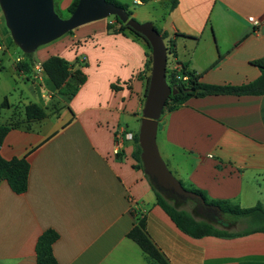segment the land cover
Here are the masks:
<instances>
[{"label": "crops", "instance_id": "0c3cea01", "mask_svg": "<svg viewBox=\"0 0 264 264\" xmlns=\"http://www.w3.org/2000/svg\"><path fill=\"white\" fill-rule=\"evenodd\" d=\"M53 1L63 11L72 2ZM116 1L172 40L176 60L203 82L240 85L260 75L251 61L264 57V0ZM248 16L262 19L257 34ZM113 20H91L38 45L29 52V73L17 66L24 54L9 52L11 34L0 35V96L6 100L0 124H13L0 154L25 157L30 166L26 191L0 183V264H35L37 238L47 229L58 233L52 249L59 264H158L127 237L141 217L169 264H264V232L199 238L181 232L134 166L133 141L124 140L114 153L117 134L137 133L149 52L129 29L110 32ZM51 56L82 72L85 80L73 95L54 88L45 74L32 81L35 61ZM17 77L24 81L13 103ZM29 103L46 116L26 120ZM156 141L183 184L243 207L264 205V94L191 97L161 114Z\"/></svg>", "mask_w": 264, "mask_h": 264}, {"label": "trees", "instance_id": "16d2710c", "mask_svg": "<svg viewBox=\"0 0 264 264\" xmlns=\"http://www.w3.org/2000/svg\"><path fill=\"white\" fill-rule=\"evenodd\" d=\"M107 1L122 7L126 11L127 15L132 17V11L127 4L120 3L116 0ZM139 1L144 3L149 0ZM77 2L78 0H72L69 4L67 8L69 13L74 10ZM173 4H175V0H173ZM113 19V21L107 24V29L110 32H123L125 29H129L136 35L143 38L142 35L131 30L125 23L121 22L116 15H113ZM161 35L164 39L169 59L172 58L179 64L178 70H172L168 67L166 68V81L173 91L166 99L161 114L182 106L191 97L218 94H264V57L251 61V63L257 66L260 70V75L252 81L240 85L207 84L201 80L199 73L189 69L187 64L176 60L172 40L166 39L164 34ZM149 51L148 71L151 67L150 47ZM23 54L26 58L23 62H18L17 66L19 69L22 68L25 72H29L31 66V53L24 52ZM72 65L73 64L59 56H51L42 63L44 74L47 76L54 88L60 90L72 82L75 84L71 95L74 94L77 86L85 80L82 72L78 68L74 70L71 69ZM148 79L149 74L146 77L145 92L148 85ZM4 102H6V100H3V103ZM24 116L26 120H40L46 116V112L38 104L29 103L24 106ZM11 127H13V124H0V147ZM131 156L135 161L134 166L143 172L137 133H134L133 136V150L131 152ZM29 167V162L25 157L5 159L0 154V183L1 181H6L11 190L15 193H22L26 191ZM145 176L154 192L156 204L169 217L177 229L191 237L199 238L210 235L224 237L246 235L253 232H264V205L260 202L256 203L254 206L242 207L235 204L230 199L211 198L205 191L196 188L191 184L185 185L181 182L186 189L200 194L205 201L203 205L198 207V210L195 204L196 211H200L202 213L200 217H197L187 209L178 208L176 204L181 200L171 201V198H167L156 190L150 182L148 176L146 174ZM243 219L248 220V222L253 225H245L239 230L228 229L229 225H233L238 221H244ZM127 237L132 239L140 247L148 259L158 264H169L165 256L148 236L145 230V220L143 217L139 218L137 223L128 231ZM57 238L58 233L53 229H47L39 235L35 244V264H59L52 249V245Z\"/></svg>", "mask_w": 264, "mask_h": 264}, {"label": "water", "instance_id": "95a60500", "mask_svg": "<svg viewBox=\"0 0 264 264\" xmlns=\"http://www.w3.org/2000/svg\"><path fill=\"white\" fill-rule=\"evenodd\" d=\"M6 24L14 42L25 52L49 42L85 22L116 15L146 40L151 50V67L138 135L143 172L154 188L174 201L192 200L197 210L203 197L186 189L163 160L156 141L158 120L166 99L173 91L166 81L167 48L161 33L151 21L140 22L107 0H78L74 10L59 17L53 0H0Z\"/></svg>", "mask_w": 264, "mask_h": 264}, {"label": "rangeland", "instance_id": "374dc122", "mask_svg": "<svg viewBox=\"0 0 264 264\" xmlns=\"http://www.w3.org/2000/svg\"><path fill=\"white\" fill-rule=\"evenodd\" d=\"M54 10H55V12H56V14L59 16V17H66V16H68L70 13L68 12V11H63V10H60L59 8H57V7H54ZM103 18H113V14H110V15H108V16H106V17H103ZM70 31V30H69ZM68 32V31H67ZM10 33V30L8 29V27H7V24H6V20H5V17H4V14H3V11H2V9H1V7H0V35L1 36H5L6 34H9ZM13 47H11V46H9L10 48H9V52H15V54L13 55V57L15 58L17 55H22L25 51L21 48V47H19L16 43H14V45H12ZM147 48H148V52H150L149 51V46H147ZM221 52H226V50H225V48H223L222 50H221ZM11 60V59H10ZM36 62V61H35ZM9 63H11V61L9 62ZM5 65L6 66H8V62H6L5 63ZM27 73V72H26ZM29 73V72H28ZM37 73V71L36 70H34V67H33V71H32V73H31V77H32V81H35V82H39V80H37V78L36 77H33L35 74ZM149 73H150V70H149ZM6 74V73H5ZM24 81V79L22 78V77H17V86H16V90H15V92H12V95H11V101L13 102V103H16L15 101L16 100H18V97H19V93H20V90L22 89V83L21 82H23ZM26 82V81H25ZM83 83V82H82ZM81 83V84H82ZM81 84H79L78 86H77V88H76V91H77V89L79 88V86L81 85ZM74 83L72 82L71 84H69V85H67L64 89H63V92L66 94V95H71V92L73 91V89H74ZM76 91L74 92V93H76ZM73 95V94H72ZM3 97L2 96H0V104L2 103V101H3ZM4 109L3 108H1V106H0V111H3ZM139 125L140 124H138V126H137V132H138V129H139ZM128 143H126V145H127ZM163 158V157H162ZM163 160H164V158H163ZM165 161V163H167L168 164V162L166 161V160H164ZM170 170H171V172L173 173V175H175L174 174V172H173V169L170 167V165L168 164V166H167ZM260 184H261V186L263 187V185H262V183L260 182ZM264 193V192H263ZM171 201H174V200H172L171 199ZM235 204H238V205H240L237 201L236 202H234ZM243 203H246V202H243ZM177 205V207L178 208H183V209H187L188 211H190V212H192L195 216H197V217H200L201 215H202V213L200 212V211H196V207H195V202L194 201H192V200H182V201H180L179 203H177L176 204ZM253 206H254V204H253ZM243 207V206H242ZM241 219V218H240ZM244 221H242V222H236V223H234L233 225H229L228 226V229L229 230H238V229H241L242 227H244L245 225H248V226H251V225H253L252 223H250V222H248V220H246V219H243Z\"/></svg>", "mask_w": 264, "mask_h": 264}, {"label": "built area", "instance_id": "2783aa9c", "mask_svg": "<svg viewBox=\"0 0 264 264\" xmlns=\"http://www.w3.org/2000/svg\"><path fill=\"white\" fill-rule=\"evenodd\" d=\"M247 20L252 24V32L257 34L259 32V26L262 23V19L256 16H248ZM0 49H2V45L0 44ZM34 70L37 71V73L33 76L36 77L37 80H39V82L42 80L43 75H44V71H43V67H42V63L39 61H36L34 64ZM172 69V70H178L179 69V64L177 63V61H175L174 59L170 58L167 56V64H166V68ZM133 136L134 134L132 132H121L119 134H117L116 136V142H115V148H114V153L117 154L120 152L119 148L122 146V143L124 140H130L133 141Z\"/></svg>", "mask_w": 264, "mask_h": 264}]
</instances>
